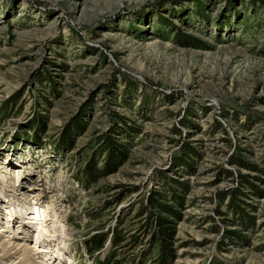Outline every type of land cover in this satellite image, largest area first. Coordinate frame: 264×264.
Segmentation results:
<instances>
[{
  "label": "rangeland",
  "instance_id": "374dc122",
  "mask_svg": "<svg viewBox=\"0 0 264 264\" xmlns=\"http://www.w3.org/2000/svg\"><path fill=\"white\" fill-rule=\"evenodd\" d=\"M0 180V264H96L117 226L153 264L155 216L172 264H264V0H0ZM156 192L177 213L140 214ZM33 206L41 236L10 221Z\"/></svg>",
  "mask_w": 264,
  "mask_h": 264
},
{
  "label": "trees",
  "instance_id": "16d2710c",
  "mask_svg": "<svg viewBox=\"0 0 264 264\" xmlns=\"http://www.w3.org/2000/svg\"><path fill=\"white\" fill-rule=\"evenodd\" d=\"M45 129H46L45 127H42V131L40 130L41 133H45L44 132ZM71 139H72L71 136H69L68 133H65L63 136L62 135L60 136L58 143L63 142L62 147L65 149H68L69 145L71 144L73 145V141ZM88 164L90 165L88 166V169L85 168L87 181L89 180L95 181L105 172V170L99 169L95 166L96 165L95 159L92 160V162L89 161ZM163 200L164 198L161 192H156L151 195L149 194V196L147 197L146 204L145 205L140 204V210H141L140 214H142L143 211H145L146 213L149 211H152V209H155L156 207L166 209L167 211H170L171 213H177L173 209H170V207L167 204L162 203ZM152 220L153 222L147 223V225L145 226V230L147 233L150 234L149 236L150 246H154V244H157L158 246V254L156 258L152 260L153 264H172L173 261L176 259V253H177L176 247H175V242H176L175 236L177 232L176 224L172 222L171 220H168L162 216L161 217L155 216L153 217ZM246 222H250L251 223L250 226H253L254 224V221L246 220L245 222L242 223L244 227L247 226ZM108 235L109 234H106V233L91 235L90 238L87 239L86 244H85L86 250L88 251V253L92 254V253L101 251L105 247L106 242L108 241L107 239ZM111 239H112V244H113L111 251H109L108 255L104 259L98 260L96 264H109V263L121 264L123 262L122 258L121 259L115 258L119 254L113 250V247L117 249L119 244L126 242V233H124L122 229L118 230V226H117V228H115L114 231L112 232ZM129 239L131 241L129 243L130 247H132L134 244L138 242V239L135 236L129 237ZM119 247H122V246H119ZM128 251L129 249L123 250V254H126ZM142 261L143 259L139 258L136 261H134L133 264H142ZM207 264H222V263L220 260L218 261L216 260V258L213 260L212 258Z\"/></svg>",
  "mask_w": 264,
  "mask_h": 264
},
{
  "label": "bare ground",
  "instance_id": "6f19581e",
  "mask_svg": "<svg viewBox=\"0 0 264 264\" xmlns=\"http://www.w3.org/2000/svg\"><path fill=\"white\" fill-rule=\"evenodd\" d=\"M80 5H82V3L80 4ZM87 7V6H86ZM85 6H83V9H84V11H88V12H90V13H93V14H95L94 13V9L91 7H87L86 8ZM93 18H94V15L92 16ZM25 168V165H23V168H21V169H24ZM18 170V169H17ZM17 172H19V173H21V172H23V170H18ZM18 173V174H19ZM25 173V172H24ZM5 180L4 181H6L7 180V178L4 176L3 177ZM16 179H18V176L16 177ZM9 181V180H8ZM11 181V180H10ZM9 181V182H10ZM6 185V184H5ZM8 185V184H7ZM0 187H3V184H2V182H1V180H0ZM10 187H12V186H10ZM12 189V188H11ZM48 206H49V210H51L52 209V206L53 205H51V203H48L47 204ZM17 210V212H18V214H21V213H24L25 211H22V210H20L19 211V209H16ZM31 211H32V213H33V217H32V219H33V222H34V224H35V228L37 229V233H39L40 234V236H41V233H43V232H45L46 233V229H45V227H47L48 228V222H47V219H48V216H47V209H45V206L44 207H38V208H36L35 207V209H30ZM16 212V213H17ZM50 212V211H49ZM10 213V214H9ZM8 214H9V216H11V218L10 219H12L13 217H15V214H12L11 212H9ZM5 219V218H4ZM4 222V221H3ZM47 222V223H46ZM5 223V222H4ZM50 223V222H49ZM28 225V224H27ZM29 226H30V224H29ZM29 228H31V227H29ZM50 228V227H49ZM51 228H54V226H51ZM4 231H6V232H8L6 229H3ZM9 230V229H8ZM34 230V229H33ZM51 231L52 230H49L47 233V235H49V234H52L51 233ZM31 232V231H30ZM8 233H11L10 231L8 232ZM36 233V235H35V240H36V238H37V235L39 236V234H37ZM56 233V232H55ZM33 234V233H32ZM57 234V233H56ZM46 235V234H45ZM59 236V235H58ZM31 238V237H30ZM39 240H40V238H39ZM49 245V244H48ZM3 246H5V244L3 245ZM34 248H36V250H37V252H40V253H44L45 255L44 256H46L47 258H48V260L50 259L51 260V258H49V254H50V247H48V246H41L40 245V243H36V247H34ZM30 254V251L28 250L27 252H26V257H28V255ZM38 255V254H37ZM42 255V254H41ZM10 256L11 255H9V254H6L4 257L6 258V257H9L10 258ZM46 257H45V259H46ZM54 258V257H53Z\"/></svg>",
  "mask_w": 264,
  "mask_h": 264
}]
</instances>
